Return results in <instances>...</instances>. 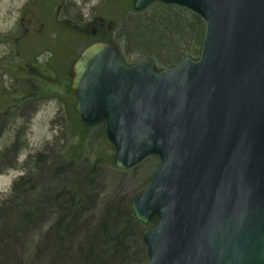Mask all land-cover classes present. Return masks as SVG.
<instances>
[{
	"label": "water",
	"instance_id": "95a60500",
	"mask_svg": "<svg viewBox=\"0 0 264 264\" xmlns=\"http://www.w3.org/2000/svg\"><path fill=\"white\" fill-rule=\"evenodd\" d=\"M185 7L205 30L199 57L156 71L97 41L73 63L82 125L104 122L114 164L158 158L130 203L147 264H264V0H131Z\"/></svg>",
	"mask_w": 264,
	"mask_h": 264
},
{
	"label": "trees",
	"instance_id": "16d2710c",
	"mask_svg": "<svg viewBox=\"0 0 264 264\" xmlns=\"http://www.w3.org/2000/svg\"><path fill=\"white\" fill-rule=\"evenodd\" d=\"M152 4L160 6L161 11L145 20H127L121 28L122 34L125 30L124 39L138 49L135 51L151 52L167 62L166 68L177 64L185 56L197 59L204 37L201 18L181 6L157 1ZM115 43L119 47L121 60L126 63L118 42ZM183 51L186 53L182 54ZM188 51L190 54H187ZM155 70L161 68L155 66ZM13 115L17 117L16 114ZM76 118V126L81 130L78 133H84L79 134V140H82L92 127L83 126L79 118ZM4 122L0 119V130ZM99 125L103 126L102 133H105L104 123ZM24 138L23 133L15 130L13 139L3 151L4 156L11 154L15 158L25 145ZM46 161H43V155L37 153L36 167L38 170H45V175H49L53 182L46 181L44 177L43 181L38 178L40 171L29 173L12 182L9 193L0 200V244H4V240H9L15 233L42 223L48 207L52 206L57 211V217L48 228L46 237L53 242L55 264H134L142 257V261L147 264L141 235L144 228L157 223V218L144 224L135 218L130 204L120 201L108 205L92 225L85 215L93 209L96 202V194L92 190L95 184L94 168H88L82 181L78 171L86 168L81 167L83 162L77 163L76 157L66 153L59 154L52 160L49 168ZM112 163L114 164V160ZM10 166L11 164L2 166L0 173ZM34 176L40 182H34ZM82 231L84 238L75 250L74 259L70 255V243Z\"/></svg>",
	"mask_w": 264,
	"mask_h": 264
},
{
	"label": "rangeland",
	"instance_id": "374dc122",
	"mask_svg": "<svg viewBox=\"0 0 264 264\" xmlns=\"http://www.w3.org/2000/svg\"><path fill=\"white\" fill-rule=\"evenodd\" d=\"M97 1L91 0L89 3L95 4ZM27 2L28 0H0V119L5 121L0 130V168L11 164L0 173V200L9 193L12 182L29 173L40 171L38 178L43 181L44 177L46 181L53 182L49 175H45V170L42 171L40 168L38 170L36 167L37 153L43 155V161L47 160L48 168L57 155L70 154L77 158V163L83 162L84 165L81 167L86 168L78 171L82 181L90 166L95 170L93 180L95 184L92 190L96 194V202L93 209L85 215L94 225L104 209L111 203L122 201L130 204L131 200L149 183L158 165V159L152 155L131 168L116 167L112 163L115 151L105 133H102L103 126H92L85 138L79 140V134L84 133H78L81 130L76 126L77 115L67 110L66 106L60 108L55 101H48L45 105L34 107L32 111H36L33 117H29L30 119L22 116L14 117L13 114H17L16 103L19 97L25 94L26 87H21L23 83L18 79V76L23 74L19 73V68L24 61L16 55L18 47L13 36L17 30H23L22 22L18 20V17L21 8ZM157 11H161L160 6L151 4L142 11L143 13L130 11L121 21L113 22V25L117 26L114 38L121 48L126 63L133 64L142 59H150L154 66L161 69L166 68L168 63L159 59L155 54L135 51L137 48L124 39L125 30L123 34L121 31L122 24L127 20H145L146 17L158 13ZM186 16L189 18V15ZM25 23L27 25V22ZM55 29L56 27H51V30ZM61 37L64 39L65 33L62 32ZM184 53L186 51L182 54ZM187 54L190 52L188 51ZM57 109L62 112L61 115L59 112L57 114ZM15 130L23 133L25 145L15 158H12L11 154L4 156L3 151L13 139ZM35 176L32 178L33 181L40 182L39 179H35ZM56 217V209L49 206L42 223L21 230L12 235L9 240H4V244L3 242L0 244V264H55L53 242L51 238L46 237V233ZM83 238L84 232L82 231L70 243V255L74 259L75 250L78 249ZM142 258L134 264H145Z\"/></svg>",
	"mask_w": 264,
	"mask_h": 264
},
{
	"label": "flooded vegetation",
	"instance_id": "af4514ba",
	"mask_svg": "<svg viewBox=\"0 0 264 264\" xmlns=\"http://www.w3.org/2000/svg\"><path fill=\"white\" fill-rule=\"evenodd\" d=\"M90 1L28 0L21 8L18 20L23 30H17L13 38L18 47L16 55L24 61L18 79L26 91L16 103L17 117H33L36 110L32 109L48 101L75 113L76 95L70 76L73 63L91 43L115 42L117 26L113 22L132 11L130 0ZM52 26L56 29L51 30Z\"/></svg>",
	"mask_w": 264,
	"mask_h": 264
}]
</instances>
